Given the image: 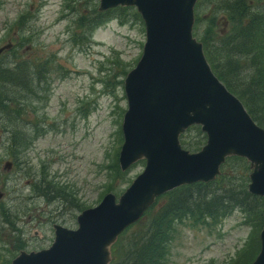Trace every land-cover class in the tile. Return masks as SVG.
Listing matches in <instances>:
<instances>
[{
    "label": "rangeland",
    "instance_id": "1",
    "mask_svg": "<svg viewBox=\"0 0 264 264\" xmlns=\"http://www.w3.org/2000/svg\"><path fill=\"white\" fill-rule=\"evenodd\" d=\"M248 1H254L253 12H264V0ZM99 4L98 0H0V46L12 42L19 59L50 61L52 68L48 98L17 101L13 124L0 118V191L4 193L0 197V264H11L21 250L49 247L55 223L76 228L83 209L98 205L109 192L119 197L145 167L141 160L122 171L119 163L128 109L124 81L142 56L145 23L137 10L122 11L114 16L123 14L125 23L111 17L92 28ZM209 5L202 12L206 22L196 35L202 43L205 24L211 19ZM82 18L93 29L88 41L81 37ZM215 21L212 29L224 41L234 26L221 14ZM224 51L231 56L229 49ZM258 52L264 58V46L252 40L239 56L242 70L225 78L246 97L264 124V114L259 112L264 110V97L252 104L246 90L261 73L250 58ZM6 53L0 55L1 65L7 62ZM259 87L264 90V80ZM26 135L29 141L24 140ZM196 135L189 132L186 141L197 140ZM206 141L207 135L202 146ZM251 171L249 161L230 162L222 178L224 193L230 184L233 188L243 184L249 191ZM168 198L163 196L157 207ZM258 210L253 224L250 213L239 208L217 222L191 217L176 220L175 236L162 263L231 264L251 235L260 238ZM136 230V225L131 226L125 237L132 238ZM249 249L242 253L243 260ZM258 253L259 249L247 263Z\"/></svg>",
    "mask_w": 264,
    "mask_h": 264
},
{
    "label": "water",
    "instance_id": "2",
    "mask_svg": "<svg viewBox=\"0 0 264 264\" xmlns=\"http://www.w3.org/2000/svg\"><path fill=\"white\" fill-rule=\"evenodd\" d=\"M98 1L101 12L136 7L145 23L142 56L124 81L128 109L119 163L122 171L140 160L146 164L119 198L109 192L84 209L76 228L55 223L50 247L21 250L11 264H111L114 243L159 196L215 180L229 156L250 162L249 191L264 196V127L216 75L194 35L199 0ZM11 47V42L0 46V55ZM193 125L207 134L198 151L184 148L180 139ZM260 242L250 264H264V212Z\"/></svg>",
    "mask_w": 264,
    "mask_h": 264
},
{
    "label": "trees",
    "instance_id": "3",
    "mask_svg": "<svg viewBox=\"0 0 264 264\" xmlns=\"http://www.w3.org/2000/svg\"><path fill=\"white\" fill-rule=\"evenodd\" d=\"M210 2L212 6L209 5L208 7L211 11V19L205 24V27L207 26L204 28L205 35H202L201 38L207 58L220 79L244 101L253 118L264 127L260 116L257 113L255 114L250 102L245 100L246 97L239 93L234 88V85L225 78L235 76L242 70L239 56L250 46L252 40H255L258 45L264 46V12H253L254 1L199 0L196 5V24L194 28V34L197 36L200 35L202 24L206 22V19L202 16L203 9ZM122 11L124 12L123 14H127L125 12L136 11V9L121 6L103 12L95 9V20L91 25L92 28L97 27L101 22L111 17H118L121 22L124 21L125 23L126 17L123 14L114 16ZM219 14H221L224 20L231 22L234 26L232 32L228 34V38L224 41L212 29L216 25L215 19ZM80 21V24L83 26L81 27V37L88 41L93 29L87 27V19L82 18ZM224 48L229 49L231 56L224 51ZM12 49L13 47L5 51L7 52L5 54L7 55V62L2 65L0 64V118H4L11 124L14 123V115L17 113V110H15L17 108L13 105H16L17 101L18 103H22L26 99L34 101L35 96H39L38 98H48L49 94L47 90H49L52 82L50 61L41 62V60L38 61L33 58L19 59L16 56V52ZM226 57L229 59L224 62ZM250 58L252 65L261 67L259 78L255 82H251L252 87L246 89L251 94L250 100L253 104L259 96L261 98L264 97V90L259 87V85L263 84L264 80V58L261 53L252 54ZM221 62L224 63L223 70H221ZM2 112L4 113L2 114ZM259 112L264 114V110ZM2 115L5 117H1ZM192 131L198 133L196 135L197 140L187 142L186 136ZM29 139V135L24 137L26 141H29ZM205 140L206 135L198 125L192 126L182 135L184 147L193 151L199 150ZM233 161L248 163V160L244 157L237 155L229 156L222 165L221 175L216 180L183 185L160 196L145 215L133 224L136 225L137 230L132 238L125 237L126 231L131 226L120 235L112 248L113 260L111 264H164L166 252L169 250L175 236L173 235L175 231L174 222L176 220L180 221L185 217H191V219L203 221L204 223H208L205 221L207 218L211 222H217L219 218L227 217L235 209L239 208L244 212L250 213L252 216L251 223L253 224L255 222L253 220L254 212L259 208L256 214L258 218V225L256 227L261 230L263 225L264 197L250 193L243 184H239L236 188H233V184H230L226 187L228 190L225 193L223 191L225 189V185L222 183L224 182V179H222L225 175L224 170ZM220 190L222 191L220 192ZM53 196L57 198L56 195ZM163 196H168L169 198L165 203H162L161 207H157V203ZM250 200L254 201V204L249 202ZM259 239V236L257 235L256 237V234L251 235L248 240V244L252 241V244L250 242L251 248L249 249L250 246L246 244L247 246H244L243 251L238 253V257L231 264H250L254 259L249 263H247V260L253 257L257 249L260 250ZM20 247H22L21 244H19L18 248ZM248 249L250 250L249 255L247 257L243 256L246 259L243 260L242 253ZM163 260L164 263H162ZM2 264H6V262Z\"/></svg>",
    "mask_w": 264,
    "mask_h": 264
},
{
    "label": "bare ground",
    "instance_id": "4",
    "mask_svg": "<svg viewBox=\"0 0 264 264\" xmlns=\"http://www.w3.org/2000/svg\"><path fill=\"white\" fill-rule=\"evenodd\" d=\"M53 228H54V225H53Z\"/></svg>",
    "mask_w": 264,
    "mask_h": 264
}]
</instances>
